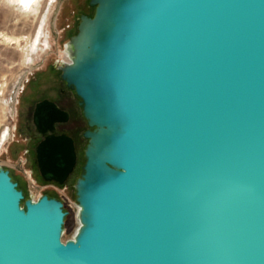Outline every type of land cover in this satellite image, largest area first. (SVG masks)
<instances>
[{"label":"water","instance_id":"95a60500","mask_svg":"<svg viewBox=\"0 0 264 264\" xmlns=\"http://www.w3.org/2000/svg\"><path fill=\"white\" fill-rule=\"evenodd\" d=\"M60 78L87 128L62 199L0 165V264H264V0H88ZM67 113L43 100L33 121ZM63 185L72 138L35 148Z\"/></svg>","mask_w":264,"mask_h":264},{"label":"rangeland","instance_id":"374dc122","mask_svg":"<svg viewBox=\"0 0 264 264\" xmlns=\"http://www.w3.org/2000/svg\"><path fill=\"white\" fill-rule=\"evenodd\" d=\"M88 0H0V165L18 178L20 188L34 198L50 193L63 200L68 214L62 239L76 230L73 184L82 164L81 139L78 166L64 186L48 184L42 178H28L23 129L28 125L27 106L43 95L55 97L63 85L55 65L67 61L64 47L76 33L78 17L92 15ZM49 64V68H44ZM35 76L36 79L29 83ZM76 103V98L69 93ZM87 128L82 121L80 131Z\"/></svg>","mask_w":264,"mask_h":264},{"label":"flooded vegetation","instance_id":"af4514ba","mask_svg":"<svg viewBox=\"0 0 264 264\" xmlns=\"http://www.w3.org/2000/svg\"><path fill=\"white\" fill-rule=\"evenodd\" d=\"M57 65H55L56 68H57ZM48 68H49V64L44 68V70L46 71ZM35 79H36V77L33 76L29 80V83L33 82ZM61 81H62L63 85L58 88V90L56 91L55 97L43 95L40 98L34 100L32 103H29V105L27 106L28 122L29 123L23 129V132L25 134H27V137L25 139V146H26L25 147V156H26V159L29 161L28 166L30 169V175L28 178H43L39 174V171H38V167H37V163H36V159H35L36 158L35 157V148H36L37 143L49 134H54V135L65 134V135H68L72 138L73 145H74V151L76 154V163H75V166H74L72 172L68 176H66L65 178H73V176H74L73 173L78 166L79 146L81 143V139L82 138L85 139L83 137L82 133L86 128L83 131H80V129L82 127V121L84 120V118L82 116L81 108L78 105V98L76 97V95L74 94V92L72 90H70L66 87L65 82L63 80H61ZM69 93H72L73 96L77 99L76 103L73 102V99ZM43 100H47L50 103H53L56 108H58L60 111L66 112L68 115L67 120L56 121L53 124V129L52 130L48 129L44 133L38 131V129H37V127L33 121V114H34V111L36 108V104L39 102H42ZM86 142H87V140H86ZM84 147L81 151L82 163H83ZM81 165L82 164L79 165V172H80V166ZM10 175L12 178H18L14 175V173L11 170H10ZM78 175H79V173H78ZM78 175L75 178H77ZM47 183L53 184L56 186H64V184L66 182L63 185H60V184L53 182V181L47 182ZM46 194H48L49 196H54V195H51L50 193H46ZM55 197H57V196H55Z\"/></svg>","mask_w":264,"mask_h":264},{"label":"trees","instance_id":"16d2710c","mask_svg":"<svg viewBox=\"0 0 264 264\" xmlns=\"http://www.w3.org/2000/svg\"><path fill=\"white\" fill-rule=\"evenodd\" d=\"M17 181V180H16ZM18 182V181H17ZM18 185L20 186V183L18 182ZM23 191H24V195H25V198H27L28 197V194L26 193V191L24 190V188H23Z\"/></svg>","mask_w":264,"mask_h":264},{"label":"bare ground","instance_id":"6f19581e","mask_svg":"<svg viewBox=\"0 0 264 264\" xmlns=\"http://www.w3.org/2000/svg\"><path fill=\"white\" fill-rule=\"evenodd\" d=\"M25 2H30V1H32V0H24ZM66 55V54H65Z\"/></svg>","mask_w":264,"mask_h":264}]
</instances>
